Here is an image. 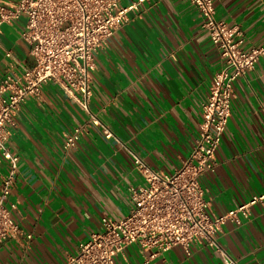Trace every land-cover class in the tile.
Instances as JSON below:
<instances>
[{"label":"crops","instance_id":"obj_1","mask_svg":"<svg viewBox=\"0 0 264 264\" xmlns=\"http://www.w3.org/2000/svg\"><path fill=\"white\" fill-rule=\"evenodd\" d=\"M132 3L127 20L93 53L90 68V109L116 138L91 124L65 150V135L87 115L53 83L41 87L39 99L20 104L9 126L7 146L18 162L6 205L15 203L10 216L31 237L0 243V264H66L78 244L101 229L103 216L129 212L127 188L143 183L132 154L170 173L190 153L201 104L222 65L219 51L188 0H119ZM213 5L217 19L240 28L242 48L264 44V0ZM25 22L22 14L0 26V79L11 63L21 74L34 62L20 36ZM234 92L215 151L218 164L199 177L210 216L264 195V57L235 80ZM8 168L0 154V182ZM217 242L222 251L194 243L187 253L177 245L151 264H219L224 255L238 264H264V198L249 205L240 224L224 223ZM149 254L132 243L115 264H142Z\"/></svg>","mask_w":264,"mask_h":264},{"label":"built area","instance_id":"obj_2","mask_svg":"<svg viewBox=\"0 0 264 264\" xmlns=\"http://www.w3.org/2000/svg\"><path fill=\"white\" fill-rule=\"evenodd\" d=\"M188 1L198 9L201 28L222 59L201 104V120L193 147L170 173L155 170L132 154L143 183L127 188L129 212L116 219L103 216L101 229L79 243L66 264H115V257L132 243L138 244L142 252L150 251L142 264H151L155 256L177 245L187 253L194 243L222 251L217 242L221 226L226 222L240 224L249 216V205L264 198V195L255 197L221 215L207 213L209 203L199 177L213 171L218 164L215 151L230 117L234 82L264 57V44L242 48V31L215 17L213 0ZM135 7V3L121 6L119 0H17L0 4V26L25 15L20 36L28 44L34 61L21 74L11 70V63L0 79V154L9 166L0 182V243L9 238L31 237L10 216L15 203L6 205L18 162L17 155L7 146L9 126L14 125L20 104L27 97L39 99L41 87L53 83L87 115L83 124L74 126L65 135V150L75 147L91 124L99 125L105 137L116 138L90 109V68L93 53L127 20V11ZM5 55L10 57L11 53ZM219 264L238 263L224 255Z\"/></svg>","mask_w":264,"mask_h":264}]
</instances>
